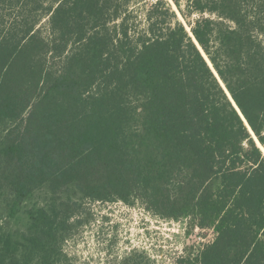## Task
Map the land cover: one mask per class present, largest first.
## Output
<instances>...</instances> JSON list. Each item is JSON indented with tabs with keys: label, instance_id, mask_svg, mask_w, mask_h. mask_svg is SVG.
Returning a JSON list of instances; mask_svg holds the SVG:
<instances>
[{
	"label": "trees",
	"instance_id": "obj_1",
	"mask_svg": "<svg viewBox=\"0 0 264 264\" xmlns=\"http://www.w3.org/2000/svg\"><path fill=\"white\" fill-rule=\"evenodd\" d=\"M142 1L0 0V264L114 200L214 227L175 264H264V0Z\"/></svg>",
	"mask_w": 264,
	"mask_h": 264
},
{
	"label": "rangeland",
	"instance_id": "obj_2",
	"mask_svg": "<svg viewBox=\"0 0 264 264\" xmlns=\"http://www.w3.org/2000/svg\"><path fill=\"white\" fill-rule=\"evenodd\" d=\"M147 6L144 0L135 8L139 28L145 26ZM260 148L263 153L264 146ZM44 198L40 191L33 200ZM83 205L85 211L79 215L83 223L64 243L70 264H175L180 256L196 254L216 236L214 227L200 228L190 215L165 218L137 200L87 201Z\"/></svg>",
	"mask_w": 264,
	"mask_h": 264
},
{
	"label": "water",
	"instance_id": "obj_3",
	"mask_svg": "<svg viewBox=\"0 0 264 264\" xmlns=\"http://www.w3.org/2000/svg\"><path fill=\"white\" fill-rule=\"evenodd\" d=\"M228 96H229L230 100L232 101V103H233L234 107L237 109V111L239 112V114L242 116V114L240 113V111H239L238 107L236 106V104L234 103V101L232 100V98L230 97L229 93H228ZM242 118H243V120H244V123L246 124V126H247V127L249 128V130L251 131V129H250V127H249L248 123L246 122V120L244 119V117H243V116H242ZM251 132H252V131H251Z\"/></svg>",
	"mask_w": 264,
	"mask_h": 264
},
{
	"label": "bare ground",
	"instance_id": "obj_4",
	"mask_svg": "<svg viewBox=\"0 0 264 264\" xmlns=\"http://www.w3.org/2000/svg\"><path fill=\"white\" fill-rule=\"evenodd\" d=\"M258 143V142H257ZM258 145L261 147V145L258 143Z\"/></svg>",
	"mask_w": 264,
	"mask_h": 264
},
{
	"label": "built area",
	"instance_id": "obj_5",
	"mask_svg": "<svg viewBox=\"0 0 264 264\" xmlns=\"http://www.w3.org/2000/svg\"><path fill=\"white\" fill-rule=\"evenodd\" d=\"M263 154H264V151H263Z\"/></svg>",
	"mask_w": 264,
	"mask_h": 264
}]
</instances>
